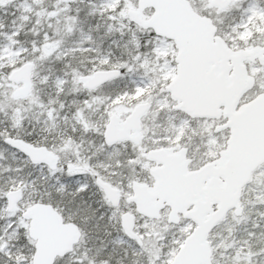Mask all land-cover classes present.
Instances as JSON below:
<instances>
[{
    "label": "snow or ice",
    "instance_id": "snow-or-ice-1",
    "mask_svg": "<svg viewBox=\"0 0 264 264\" xmlns=\"http://www.w3.org/2000/svg\"><path fill=\"white\" fill-rule=\"evenodd\" d=\"M0 264H264V0H0Z\"/></svg>",
    "mask_w": 264,
    "mask_h": 264
}]
</instances>
